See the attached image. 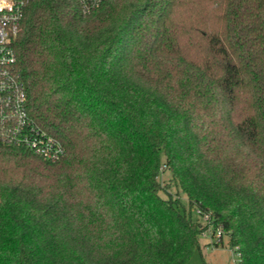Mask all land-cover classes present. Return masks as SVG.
Here are the masks:
<instances>
[{
  "label": "trees",
  "instance_id": "16d2710c",
  "mask_svg": "<svg viewBox=\"0 0 264 264\" xmlns=\"http://www.w3.org/2000/svg\"><path fill=\"white\" fill-rule=\"evenodd\" d=\"M13 46L65 154L0 144V264H190L193 208L264 264V0H35Z\"/></svg>",
  "mask_w": 264,
  "mask_h": 264
},
{
  "label": "built area",
  "instance_id": "2783aa9c",
  "mask_svg": "<svg viewBox=\"0 0 264 264\" xmlns=\"http://www.w3.org/2000/svg\"><path fill=\"white\" fill-rule=\"evenodd\" d=\"M35 0H0V144L25 146L44 158L56 161L65 154L63 143L39 126L28 111L27 94L18 69L14 40L22 28L26 7ZM85 12L101 7L104 0H77ZM203 225L201 236L211 244H222L229 234L222 227L213 228L211 212L196 208ZM230 245V264H243L238 245Z\"/></svg>",
  "mask_w": 264,
  "mask_h": 264
},
{
  "label": "rangeland",
  "instance_id": "374dc122",
  "mask_svg": "<svg viewBox=\"0 0 264 264\" xmlns=\"http://www.w3.org/2000/svg\"><path fill=\"white\" fill-rule=\"evenodd\" d=\"M159 182L163 188L162 195L166 198H173L188 206V197L182 188L177 185L173 179L171 170L163 164L160 169ZM193 218L199 219L195 208H193ZM229 236L224 237L222 244H211L208 238L200 236L201 250L195 249L190 258V264H230L232 260V252L228 244Z\"/></svg>",
  "mask_w": 264,
  "mask_h": 264
}]
</instances>
